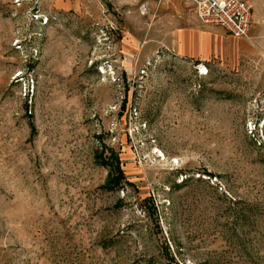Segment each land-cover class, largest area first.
<instances>
[{"label":"rangeland","instance_id":"rangeland-1","mask_svg":"<svg viewBox=\"0 0 264 264\" xmlns=\"http://www.w3.org/2000/svg\"><path fill=\"white\" fill-rule=\"evenodd\" d=\"M249 4L235 39L185 0H0V264H264ZM194 27L213 30L208 58L177 55Z\"/></svg>","mask_w":264,"mask_h":264},{"label":"built area","instance_id":"built-area-1","mask_svg":"<svg viewBox=\"0 0 264 264\" xmlns=\"http://www.w3.org/2000/svg\"><path fill=\"white\" fill-rule=\"evenodd\" d=\"M201 25L217 27L235 39L246 37L252 27L249 0H185ZM201 75L206 69L199 67Z\"/></svg>","mask_w":264,"mask_h":264},{"label":"crops","instance_id":"crops-1","mask_svg":"<svg viewBox=\"0 0 264 264\" xmlns=\"http://www.w3.org/2000/svg\"><path fill=\"white\" fill-rule=\"evenodd\" d=\"M256 1L257 0H249V2H252V5H256ZM196 21L198 22L197 19ZM211 33H213V30L210 28L202 30L198 27H194L191 29L182 30L175 36V50L177 55L195 60L208 58L213 52V46L209 38Z\"/></svg>","mask_w":264,"mask_h":264},{"label":"trees","instance_id":"trees-1","mask_svg":"<svg viewBox=\"0 0 264 264\" xmlns=\"http://www.w3.org/2000/svg\"><path fill=\"white\" fill-rule=\"evenodd\" d=\"M97 158L102 159L103 165H106L109 168V173L106 177L103 187L108 191L119 188L125 179L123 176L124 172L121 169L118 160L114 159L113 156H110L109 158H102V154L97 155Z\"/></svg>","mask_w":264,"mask_h":264}]
</instances>
